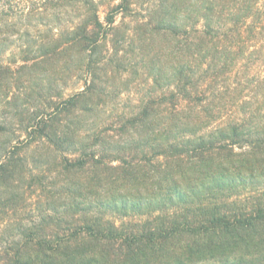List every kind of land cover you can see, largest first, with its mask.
Masks as SVG:
<instances>
[{
	"label": "trees",
	"instance_id": "obj_1",
	"mask_svg": "<svg viewBox=\"0 0 264 264\" xmlns=\"http://www.w3.org/2000/svg\"><path fill=\"white\" fill-rule=\"evenodd\" d=\"M12 77L55 106L21 143L45 155L0 160V202L38 192L0 264H264V0H0ZM141 79V105L92 136L61 124Z\"/></svg>",
	"mask_w": 264,
	"mask_h": 264
},
{
	"label": "rangeland",
	"instance_id": "obj_2",
	"mask_svg": "<svg viewBox=\"0 0 264 264\" xmlns=\"http://www.w3.org/2000/svg\"><path fill=\"white\" fill-rule=\"evenodd\" d=\"M141 11L144 12L145 10ZM101 16H105V11H101ZM118 19L121 20V17ZM129 19H131V17H128L126 21H130ZM18 64L19 62L17 65ZM27 80L29 81V77ZM16 82L17 80L12 77L9 80L7 79L8 87L6 85L5 87L4 84L0 86V160L5 157L8 151L14 149V146H21L17 154L20 152L28 158L40 153L45 155L44 153L47 152L46 147L42 144L43 140H41V137H38V141L32 145H22L21 143L27 140L30 126L36 123V121H34V111H36V109H38L37 112H39V109H42V111L47 110L45 113L47 115V113L53 111L55 105L52 103L49 105L48 103L45 104L39 101V95L34 92L36 88L33 82L32 86L25 90L23 94L21 93L23 89L17 86ZM115 83L120 87L122 81L116 80L113 85H115ZM58 87L62 96L57 95L59 98L55 99L59 101L62 97L66 98L79 90H83L85 88V81L83 78L73 79L65 86L63 82H61V85H58ZM125 87L127 86L125 85ZM147 88L148 85L145 80L141 79L135 81V83L131 82L128 84V88H123L119 93L114 90L113 95L103 97V102L99 103L98 106L97 95H94L90 101L82 99V101L76 103L70 111H66L60 115L61 124H76L81 134L92 136V133L97 131V124L104 125L111 120H117L123 112H130L135 106H140L144 98L147 97ZM109 89L111 90L112 88L110 87ZM26 92H29L28 97H24ZM86 105H91L92 109L84 110V106ZM16 182L14 185L18 186ZM27 182L21 180L19 184L21 190L25 192L22 198L12 199V201L9 202L7 201V195L4 200L0 202L1 239L19 236L20 226H31L33 225V219L36 221L34 213L36 214L37 210L34 208L38 199L36 197L38 192L35 186L31 187L29 182Z\"/></svg>",
	"mask_w": 264,
	"mask_h": 264
}]
</instances>
